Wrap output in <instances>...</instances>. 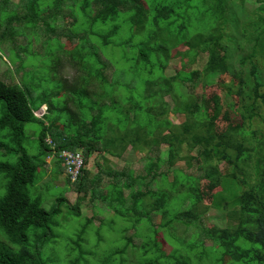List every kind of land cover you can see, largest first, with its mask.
I'll use <instances>...</instances> for the list:
<instances>
[{"label": "trees", "instance_id": "obj_1", "mask_svg": "<svg viewBox=\"0 0 264 264\" xmlns=\"http://www.w3.org/2000/svg\"><path fill=\"white\" fill-rule=\"evenodd\" d=\"M42 1L20 0L12 7L15 3L10 0H0V53L12 47L10 59L22 67L20 83L0 79V264H264V133L256 130L246 135L254 121L264 124V81L260 80L264 0H259L254 22L241 27L245 43L227 36L232 54L227 53L225 71L240 76L234 114L241 123L221 134L204 117L206 98L201 99L195 90L202 87L210 93L224 74L216 70L215 56L225 47L228 21L222 20H226L228 0H45L46 13ZM65 14L76 21L75 27L59 25ZM64 41L79 46L69 61L78 73L71 86L57 74ZM37 43L44 47L43 55L33 50ZM111 46L121 49L124 61L135 64L128 70L133 78L126 80L119 73L120 62L108 55ZM180 46L187 48L183 57L193 66L200 55H207V67L202 72L178 71L175 77H166L172 51ZM32 59L39 64L31 65ZM233 62L238 67L231 66ZM39 68L48 72L40 74ZM125 82L130 91L132 84L143 90L137 100L114 91ZM184 98L190 102H183ZM247 100L256 107H246ZM210 102L211 97L206 102L209 107ZM125 105L127 121L121 117ZM43 106L48 107V114L37 116ZM64 111L67 121H62ZM169 114L187 116V120L176 126L168 121ZM29 125L40 126L34 153L27 145ZM162 145L167 146L170 167L180 160L189 167L201 163L199 176L177 171L172 181L162 176L157 191H141L134 187L142 185L145 177H135L132 170L106 171L105 164H100L98 178L91 182L87 168L91 157L107 162V156L120 159L130 148L142 153L143 146ZM64 153L83 155L84 167L77 180L63 164ZM52 155L62 162L69 183L64 187L43 182L45 159ZM162 163L156 159L146 167L153 182L157 179L153 172ZM104 176L111 183L102 187ZM204 179L221 189L213 206L227 223L224 228H205L200 234L199 222L205 213L199 211V185ZM124 189H131L129 197H124ZM71 192L83 194L74 205L65 198ZM51 197L56 203L48 208L45 204L52 203ZM81 203L114 209L117 215L133 220L120 245H109L108 250L101 243L94 244L95 261L88 257L83 239L94 222H100L98 234L105 227L97 216L88 220L74 241H61L62 234L56 231L65 209L81 216ZM118 205L128 208L118 210ZM157 218L161 219L158 223ZM159 228L173 253L167 255L157 247ZM172 228L174 234L165 237ZM103 249L109 254L100 256Z\"/></svg>", "mask_w": 264, "mask_h": 264}, {"label": "rangeland", "instance_id": "obj_2", "mask_svg": "<svg viewBox=\"0 0 264 264\" xmlns=\"http://www.w3.org/2000/svg\"><path fill=\"white\" fill-rule=\"evenodd\" d=\"M20 0H10L13 6H16V4L19 3ZM44 4H46L45 0L42 1L41 6L42 10L44 11ZM261 7V2L259 0H246L245 2H235L234 0H228V8H227V14L225 16L226 21H228V24L226 25L225 30V38L223 40V46H225L222 49H219L217 52L216 58V65L219 67H216V70H221L224 71V74L217 78L216 80V85L213 86L211 89H209V92H206L203 90L202 87H199L195 90V93L200 96L202 99H204L205 107L203 109L204 112V117L209 119L210 122L214 123L215 127L217 128L218 134H221L222 132L226 131L229 128H235L239 127L241 123L240 117L236 116L234 113L237 110L238 107V86L237 83L240 81V76L234 75L232 73H228L225 71V64H226V57L227 53L228 56L232 54L231 52V44L227 41V36L231 35L234 40L245 43V40L242 41V37H245L246 34L243 32L242 28L243 24L245 23L246 25L250 26V23H253L254 20L256 19V15H259V12H256L258 8ZM46 13V12H45ZM261 13V12H260ZM59 25L64 26L65 28H73L77 25L76 21H73L72 19L68 18V16L65 14L60 18ZM235 28L236 31H231L229 29ZM123 35H126L127 32H123ZM122 38V36H121ZM124 39V38H122ZM44 40V38L42 39ZM64 41V49L63 53L59 55V60L61 61V66L58 67L57 69V74L59 78H64L69 82V85L73 84L75 81V78L78 76L77 70L74 69V65L69 63V61L73 60V56L77 54L78 47L77 45H74L71 42ZM227 48V49H226ZM13 50L12 47H8L6 52L0 53V79L4 80L5 82L9 84H18L20 83V73L22 71L21 63H17V67L13 65V62L10 59V53ZM38 55H43L44 54V47L42 46L41 43H37V46H35V49H33ZM121 49H114V46H111L109 49L108 55L111 58H114L116 61L120 62L119 66V73H124L126 80H129L133 78V74L129 72L128 70H131L135 64L132 62L124 61L123 54L119 52ZM187 48L184 46L177 47L176 49H173L172 55L170 57V61L168 63L167 69L165 71V76L168 78L175 77L177 75L178 71H186V72H191L193 69L194 71H199L202 72L205 67H207V55H200L197 58L196 64L193 66V64L188 63L187 59L183 57L185 54ZM52 57V55H51ZM53 59V58H52ZM232 60L235 59V55H232L231 57ZM50 61V60H49ZM47 60H42L41 63H45ZM31 65H36L39 64L38 59H32L30 61ZM238 67V63L233 62L230 63L231 66ZM260 66H261V74H260V80L264 81V59H260ZM10 70V72L8 71ZM157 71V70H156ZM38 72L40 74H46L48 72L47 69L39 68ZM248 72V69H247ZM134 75L136 76V73L134 72ZM159 76V75H158ZM250 83H253V79L249 77ZM74 81V82H73ZM73 82V83H72ZM124 87H118L114 89L115 92H117L121 96H134V98L139 97V93H142L143 90L136 89L135 85H126L127 83H124ZM179 90V89H178ZM63 94L64 93H60ZM210 94V95H209ZM211 97V107H209L206 102L207 100ZM189 101L190 99L184 98L183 102ZM172 106L173 101H169ZM256 107V103L250 102V100H247L245 103V106L250 108V107ZM262 104V102H260ZM126 106H124V115L121 116L123 117L126 121L129 116H126ZM121 108V107H120ZM43 108L41 111H38L37 114L41 115L44 112ZM61 110L64 109L63 107V102L62 106L60 107ZM264 113V112H263ZM64 117H62V121H67L65 118H69V116H66L68 114L67 111L62 112ZM238 115V114H237ZM61 116V115H59ZM113 121L117 120V116H112ZM133 119V117L131 116ZM143 121H145V117H143ZM187 120V116H174L173 114L168 115V121L172 122L173 125H182L185 123ZM189 122V121H187ZM253 124V123H252ZM58 127L60 125L57 124ZM249 127L247 129V136L254 135L252 131L256 130H261V133H264V124L261 122H256L254 121V125L252 128L251 126L248 125ZM161 133L164 131V129L160 130ZM167 133V132H165ZM27 134L29 136V141L27 143L28 148L30 149L31 153L35 152V148L38 144L37 138L40 136V126L37 125H29L27 127ZM35 135V138L32 139V137ZM144 152H131V148L128 149V151L125 152L122 158L117 159L114 157L107 156V162H105L102 158L94 156L89 159L87 168L89 169L90 172V179L91 182L93 178H98L99 172H100V164H105L102 165L104 170L106 171H123V170H132L134 172L135 177H145V181L142 185L137 184L134 187V190H153L157 191V182L160 181L162 176H168V179L172 181L175 176L177 175L176 172L180 171V173H184L189 176H199V173L202 172L203 170V165L201 163L195 164L193 162V165L189 167L186 164V161H177L176 165L173 167H170L167 164V156H166V150L167 146L162 145L161 147L154 146L153 149L149 147H145ZM197 151L194 153H191L190 156H195ZM189 154V153H188ZM185 154V155H188ZM59 156V155H58ZM156 159H161L163 160L164 163H162L157 171H154L153 174H156L157 179L155 182L151 180V177L147 176V165L152 162V160ZM60 158L57 157V155H52L49 157H46L45 161L47 162L45 168L42 170L43 173V182L45 183H53L54 185L58 187H64L67 184V177L65 174L64 169L61 167L62 162L59 161ZM59 161V162H58ZM58 162V164H57ZM258 162H256L257 164ZM61 174L58 173L59 171H62ZM57 169V170H56ZM221 169H224V166L221 167ZM111 183V179H109L107 176L103 177L102 184L100 183V186L105 187L108 184ZM211 182L206 181L205 179L202 180V183L199 185V199L201 201V204L199 205V211L200 213H203L204 211V217L203 221L199 222L202 226V229L200 232L203 233L202 231L205 228H211V229H218V228H224L226 226L227 221L223 219V215L216 212L215 208L213 206V201H214V196L221 191L220 188H215L210 184ZM211 185V186H210ZM91 186L93 187V184L91 183ZM187 194L189 191V188L186 187L184 190ZM181 191L182 194L185 195V192ZM56 193V192H55ZM131 193V189H124V197H129ZM59 192L57 193V195ZM90 194V193H89ZM180 195V194H178ZM83 194H78V193H68L66 195L67 201L71 204L74 205L76 204L77 200L79 197H82ZM52 203L50 202L45 204L48 208H51L52 206L55 205L56 200L54 201V198H52ZM88 197L85 200L86 203H89ZM84 204L82 206L81 203V208L84 210L81 214L80 217H75L69 214V209H65L64 215L60 216L58 220L61 221L60 226L56 229L57 232H60L62 234V239L61 241L66 238L69 241H74L75 236L77 233L83 228V226L90 220L93 216H97L98 220H102L105 227L102 229L100 234L97 233L100 222H94L87 230L84 235L83 241V247L84 249L86 248L88 251V254H90L88 257L93 259L95 261L94 255L91 254L93 253V248L94 244L96 243H101V246L108 250L110 249L109 245L114 247V245H120L123 243V234L124 232L132 227V219L129 217H122L120 215L116 214V211L114 209L111 210H104L101 207H92L90 208L88 204ZM97 206H99V203L96 201ZM124 207L128 208L127 205ZM124 207H120L118 205L117 209L118 210H125ZM141 210V207H140ZM167 217V216H165ZM164 217V219H165ZM95 218V220H96ZM161 221L160 218L156 219V223ZM184 228H182V231ZM163 229L159 228L158 229V236L156 237L157 241V247L160 250H163L167 255L170 254L173 250V247L170 246V244H167L164 240L163 237ZM177 233V231H176ZM174 234V229L172 228V232H166L165 237ZM179 235V233H177ZM180 236V235H179ZM118 237V239L116 238ZM103 241H105L103 243ZM210 241H206L205 244H210ZM59 244H62L60 242ZM178 243H174V245H177ZM60 247V245H58ZM178 247V246H177ZM104 249L102 253H100V256H105L109 254V252L104 253ZM61 250V249H57ZM173 253V252H172ZM110 257L108 256L105 261H107ZM87 259V258H86ZM85 259V260H86Z\"/></svg>", "mask_w": 264, "mask_h": 264}, {"label": "built area", "instance_id": "obj_3", "mask_svg": "<svg viewBox=\"0 0 264 264\" xmlns=\"http://www.w3.org/2000/svg\"><path fill=\"white\" fill-rule=\"evenodd\" d=\"M63 158L65 165L73 180H77L81 175L84 167V159L82 154L64 153Z\"/></svg>", "mask_w": 264, "mask_h": 264}, {"label": "clouds", "instance_id": "obj_4", "mask_svg": "<svg viewBox=\"0 0 264 264\" xmlns=\"http://www.w3.org/2000/svg\"><path fill=\"white\" fill-rule=\"evenodd\" d=\"M43 108H45V109H44V112H43L41 115H38L37 112H38V111H41ZM38 111L36 112L37 116H45V115L48 114V107H47V106H43V107H42L40 110H38ZM49 142L51 143V140H49ZM64 164H65V161H64ZM65 166H66V165H65ZM80 176H81V175H80ZM80 176H79V177H80Z\"/></svg>", "mask_w": 264, "mask_h": 264}, {"label": "crops", "instance_id": "obj_5", "mask_svg": "<svg viewBox=\"0 0 264 264\" xmlns=\"http://www.w3.org/2000/svg\"><path fill=\"white\" fill-rule=\"evenodd\" d=\"M48 140H51V139H48ZM63 164H64V163H63ZM64 166H65V164H64ZM64 166H63V167H64ZM63 169H64V168H63Z\"/></svg>", "mask_w": 264, "mask_h": 264}]
</instances>
